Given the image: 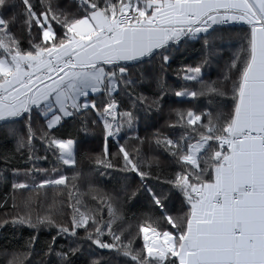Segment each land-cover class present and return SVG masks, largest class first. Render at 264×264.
Returning a JSON list of instances; mask_svg holds the SVG:
<instances>
[{"label": "snow or ice", "instance_id": "6c2138e0", "mask_svg": "<svg viewBox=\"0 0 264 264\" xmlns=\"http://www.w3.org/2000/svg\"><path fill=\"white\" fill-rule=\"evenodd\" d=\"M236 23L246 44L224 83L182 66L176 80L197 87L172 93L228 110L172 108L178 135H141L176 53L199 43L207 64ZM0 141L14 145L0 152V230L33 231L7 264H107L99 250L132 264H264V0H0ZM141 202L133 224L124 207ZM41 228L55 234L37 251Z\"/></svg>", "mask_w": 264, "mask_h": 264}, {"label": "trees", "instance_id": "16d2710c", "mask_svg": "<svg viewBox=\"0 0 264 264\" xmlns=\"http://www.w3.org/2000/svg\"><path fill=\"white\" fill-rule=\"evenodd\" d=\"M62 2V0H61ZM15 10L11 9L8 12V15H12ZM231 31L235 39L230 41L228 44L220 47L217 52L211 55L208 58V63L203 64L202 60L204 57V53L200 49L199 43L193 42L191 45L187 46L184 50L176 53V62L173 64V68L171 71V75L166 77L167 84L169 85L167 95L164 96L161 101V108L159 110L152 111L146 117L142 118L139 123V131L141 135L148 134L157 129L167 131L170 135H178L179 133L176 131H172L167 129V124L169 123V110L172 108H189L194 107L196 109L202 111H214V110H223L227 111L226 106H221L219 101L213 99L210 96H204L199 98L196 101H189L184 98H177L172 95L174 90H177L179 86H187V87H197L195 82H186L183 80L177 81L175 78V70L182 66H197L201 65L203 79L205 81H219L220 83H224L223 81V73L226 71V64L228 63L230 57H232L238 50H240L245 44L246 40L240 39V37H244L248 32L247 26L241 25H232ZM230 87V85H229ZM158 91L156 86L154 85L152 88V92ZM143 116V113L141 114ZM150 125L152 127H150ZM68 134H73L74 129L69 128L65 130ZM14 145L9 142L0 141V152H10L13 149ZM100 147V130L97 128L93 135L88 137V149H99ZM6 165L3 162H0V169L5 168ZM173 169L168 168L165 170V175L161 178H166L167 174L170 173ZM97 186L107 190L108 186L102 184L99 180H97ZM86 187L81 188V192H85ZM4 185H0V196H3ZM90 199V197H89ZM19 202V197H18ZM173 205L175 206L176 213L181 211V205L178 200L173 201ZM171 207V205H170ZM4 209H0V215H3ZM8 211H11V207H9ZM35 213L41 211V208L37 207L34 210ZM124 211L127 217L131 220L133 224L136 223L134 219H131L133 214L139 217L143 212L147 211L144 206V202L140 204H136L133 206L132 204L125 205ZM61 220L64 217L60 218ZM33 234L32 229L24 228L19 229L13 233L12 231H3L0 230V264H7V260L11 259V253L14 252H26L27 249L25 247L26 241L29 239V236ZM38 237L39 244L37 246V251L43 244L50 240L51 234H55L53 229L50 228H41L38 233H35ZM142 244V239H137L135 241L134 247H139ZM6 253L8 255H6ZM94 258H103L107 264H132L130 257H125L123 255L116 254L115 252H110L109 250H99ZM27 259H31L35 261V264H41V261H44V264H48V261L52 259L50 256L41 255H29Z\"/></svg>", "mask_w": 264, "mask_h": 264}, {"label": "crops", "instance_id": "0c3cea01", "mask_svg": "<svg viewBox=\"0 0 264 264\" xmlns=\"http://www.w3.org/2000/svg\"><path fill=\"white\" fill-rule=\"evenodd\" d=\"M233 25L247 26L246 24H243V23H236V24H233ZM247 27H248V26H247Z\"/></svg>", "mask_w": 264, "mask_h": 264}]
</instances>
